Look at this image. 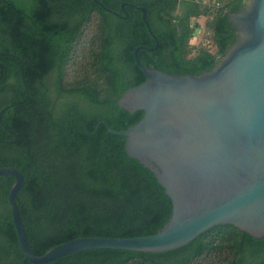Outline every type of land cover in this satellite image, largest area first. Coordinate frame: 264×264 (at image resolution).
<instances>
[{
  "label": "trees",
  "instance_id": "trees-1",
  "mask_svg": "<svg viewBox=\"0 0 264 264\" xmlns=\"http://www.w3.org/2000/svg\"><path fill=\"white\" fill-rule=\"evenodd\" d=\"M243 0H0V167L19 169L16 195L38 255L82 236L134 237L156 233L172 202L155 174L128 155L117 131L144 111L120 107V97L146 80V67L199 75L231 45L225 12ZM125 5L122 7V5ZM207 22L216 52L191 45L193 18ZM80 79L66 82L84 27L92 26ZM196 48V49H195ZM14 177L0 175V264L24 260L8 194ZM45 264H264V236L216 225L188 244L160 253L89 249Z\"/></svg>",
  "mask_w": 264,
  "mask_h": 264
},
{
  "label": "water",
  "instance_id": "water-1",
  "mask_svg": "<svg viewBox=\"0 0 264 264\" xmlns=\"http://www.w3.org/2000/svg\"><path fill=\"white\" fill-rule=\"evenodd\" d=\"M135 60L146 80L128 89L120 107L143 117L126 130L128 155L152 170L172 202L166 224L156 233L134 237L82 236L38 255L30 244L16 195L25 176L11 166L0 175L14 177L8 200L24 260L45 264L89 249L160 253L182 247L208 229L231 224L256 238L264 236V0H243L226 16L235 36L214 65L199 75L171 74ZM4 111L0 112L1 114Z\"/></svg>",
  "mask_w": 264,
  "mask_h": 264
},
{
  "label": "rangeland",
  "instance_id": "rangeland-1",
  "mask_svg": "<svg viewBox=\"0 0 264 264\" xmlns=\"http://www.w3.org/2000/svg\"><path fill=\"white\" fill-rule=\"evenodd\" d=\"M207 1V0H205ZM210 16H200L198 18H193L192 23L195 25L194 36L191 39V45L194 47L201 48L205 47L212 52L217 51V47L213 44L211 39V32L207 27V22L210 20ZM95 23L92 26H86L82 29V36L79 39V45H77V51L75 56L71 60V64L67 69L66 82L72 83L74 79H80L82 77V72L85 68V63L87 62L88 48H89V39L94 31H97L95 28ZM195 48V49H196Z\"/></svg>",
  "mask_w": 264,
  "mask_h": 264
},
{
  "label": "flooded vegetation",
  "instance_id": "flooded-vegetation-1",
  "mask_svg": "<svg viewBox=\"0 0 264 264\" xmlns=\"http://www.w3.org/2000/svg\"><path fill=\"white\" fill-rule=\"evenodd\" d=\"M125 5L123 4L122 7H124Z\"/></svg>",
  "mask_w": 264,
  "mask_h": 264
}]
</instances>
